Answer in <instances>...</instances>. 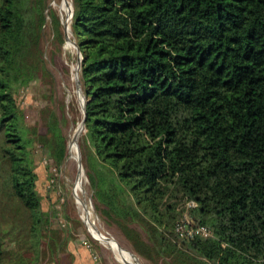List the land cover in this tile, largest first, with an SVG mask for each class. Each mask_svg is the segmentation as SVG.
I'll return each mask as SVG.
<instances>
[{"label": "trees", "instance_id": "obj_1", "mask_svg": "<svg viewBox=\"0 0 264 264\" xmlns=\"http://www.w3.org/2000/svg\"><path fill=\"white\" fill-rule=\"evenodd\" d=\"M72 3L93 201L149 264H264V0ZM46 9L0 0V209H19L23 233L6 254L0 239V264H39L70 238L41 208L15 97L41 69ZM185 211L211 235L179 237Z\"/></svg>", "mask_w": 264, "mask_h": 264}, {"label": "rangeland", "instance_id": "obj_2", "mask_svg": "<svg viewBox=\"0 0 264 264\" xmlns=\"http://www.w3.org/2000/svg\"><path fill=\"white\" fill-rule=\"evenodd\" d=\"M70 3V0H47L40 40L41 69H38L34 77L15 94L17 104L22 110V121L28 127V135L32 139L29 149L32 165L38 176L36 188L41 195V208L52 214L51 228L56 230V233L60 232L63 237L70 233H85L99 258V264H126L112 247L120 250L123 256H127L123 254L122 248L130 254L128 257L139 264H149L131 250L121 228L107 219L100 206L92 199L85 157L79 143L84 130H80L81 133L75 132L76 128L77 131L80 129L82 98L76 88L78 53L72 45L74 38L70 28L71 19L68 18ZM48 8L56 12L59 26L55 27L48 15ZM77 133L80 134L76 138ZM73 141H77L78 146L76 159L69 154V145ZM89 158L86 157V160ZM78 159L82 167V184L76 191L80 166ZM85 209L89 213L87 220L93 223L95 232L88 230L84 218ZM18 210L14 206L7 207L4 212L0 209V239L4 254L10 249L12 251L23 238V233L15 229L21 225L20 222L13 219ZM20 212L22 214L21 208ZM58 221L60 225L61 222H67L69 231L61 228ZM25 222L27 221L24 214L23 224ZM6 230L8 231L2 232ZM101 236L121 248L111 246V243L102 240ZM49 259L47 249L44 247L39 264H48ZM64 259L66 263L69 262L67 257Z\"/></svg>", "mask_w": 264, "mask_h": 264}, {"label": "crops", "instance_id": "obj_3", "mask_svg": "<svg viewBox=\"0 0 264 264\" xmlns=\"http://www.w3.org/2000/svg\"><path fill=\"white\" fill-rule=\"evenodd\" d=\"M63 225L67 222H61ZM65 248L54 257H50L48 264H99L96 253L90 251L88 237L85 233H70ZM93 251H95L93 249ZM64 257L69 262L66 263ZM95 257V259H94Z\"/></svg>", "mask_w": 264, "mask_h": 264}, {"label": "built area", "instance_id": "obj_4", "mask_svg": "<svg viewBox=\"0 0 264 264\" xmlns=\"http://www.w3.org/2000/svg\"><path fill=\"white\" fill-rule=\"evenodd\" d=\"M189 207H194L195 203H188ZM87 223V222H86ZM89 230V229H88ZM175 232L181 238L191 239L195 236H209L211 230L204 225H200L190 218L188 211H185L175 223ZM95 259V257H94Z\"/></svg>", "mask_w": 264, "mask_h": 264}, {"label": "bare ground", "instance_id": "obj_5", "mask_svg": "<svg viewBox=\"0 0 264 264\" xmlns=\"http://www.w3.org/2000/svg\"><path fill=\"white\" fill-rule=\"evenodd\" d=\"M64 5H65V3H64ZM71 9H70V13H69V19H71ZM82 131L83 130V127L81 126V122H80V129L77 131V128H76V130H75V132H79V131ZM81 131H80V133H81ZM80 133H77L76 134V138H77V136L80 134ZM77 151H78V146H77V141H73L72 143H70V145H69V154L71 155V157L74 159H76L77 158ZM78 162H79V159H78ZM82 167H81V165L79 166V169H78V178H77V181H76V187H75V189H76V191H78L79 189H80V187H81V184H82ZM82 201H80V203H81ZM81 205V204H80ZM85 216H84V218H85V220H86V222H87V225H88V229L89 230H91V231H94L95 232V230H96V228H95V226L93 225V223L88 219L87 220V218H88V212H87V210L85 209ZM96 233L98 234V235H100L99 234V232L98 231H96ZM102 237V240H104V241H108V243L111 245V246H117V248H121L120 246H118L117 244L115 245V244H112V242H110L108 239H106L104 236H101ZM112 249L119 255V257L121 258V260H123L124 262H126V264H139L138 262H135L134 260H132V258L131 257H128V255H130L128 252H126L125 250H123L122 248H121V250H122V252H123V254H126L127 256H123L122 255V253H121V251L120 250H118V249H116V248H113L112 247Z\"/></svg>", "mask_w": 264, "mask_h": 264}, {"label": "water", "instance_id": "obj_6", "mask_svg": "<svg viewBox=\"0 0 264 264\" xmlns=\"http://www.w3.org/2000/svg\"><path fill=\"white\" fill-rule=\"evenodd\" d=\"M70 2H71L70 3L71 4V15L70 16L72 18V14H73V3H72V0H70ZM72 45L76 49V51L78 53V58H77V62H76L75 78H76V88H77V91L80 94V97L82 98V119H81V126L83 127V130H84V126H85V102L86 101H85V98H84V94H83V90H82V86H81V80H80V66H81L82 56H81V53L79 51V48H78L75 40H72ZM79 164L81 165V162H79ZM89 233H90V231H89ZM132 256H134V255H132Z\"/></svg>", "mask_w": 264, "mask_h": 264}]
</instances>
